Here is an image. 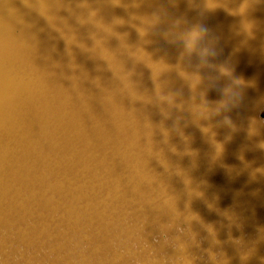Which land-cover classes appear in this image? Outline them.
<instances>
[{
	"label": "water",
	"instance_id": "1",
	"mask_svg": "<svg viewBox=\"0 0 264 264\" xmlns=\"http://www.w3.org/2000/svg\"><path fill=\"white\" fill-rule=\"evenodd\" d=\"M260 34L264 0H0V264H264Z\"/></svg>",
	"mask_w": 264,
	"mask_h": 264
},
{
	"label": "bare ground",
	"instance_id": "2",
	"mask_svg": "<svg viewBox=\"0 0 264 264\" xmlns=\"http://www.w3.org/2000/svg\"><path fill=\"white\" fill-rule=\"evenodd\" d=\"M259 37H261V40L264 42V35L260 34L258 35ZM258 45V44H257ZM256 44L254 46H257ZM229 67H231V69L238 67V65H236L235 63L233 65H229ZM229 71V69H227ZM237 70V69H236ZM236 70H233L231 74H233V77H235L234 79H237L238 85L240 87H242L243 89L246 88V86L248 85V82L246 81V79L244 80L243 77H241V80L239 81L238 78H240L241 75H238V73L236 72ZM263 72H252L250 73V77H253L254 74L258 75V76H264V70H262ZM245 72L242 71V74H244ZM230 74V75H231ZM245 78V77H244ZM251 79V78H250ZM238 85L235 84L233 86L230 87V93L231 95H237L236 91L238 89ZM237 99H235L236 101ZM234 101V102H235ZM256 105L258 104V99H256L255 101ZM256 105L252 106L251 108H248L246 110V112H244L243 114H241L243 117H247L249 116L256 108Z\"/></svg>",
	"mask_w": 264,
	"mask_h": 264
},
{
	"label": "clouds",
	"instance_id": "3",
	"mask_svg": "<svg viewBox=\"0 0 264 264\" xmlns=\"http://www.w3.org/2000/svg\"><path fill=\"white\" fill-rule=\"evenodd\" d=\"M141 34L143 35V32H141ZM204 35V31L202 29H194L191 33H190V39H189V42L187 44V47L189 49H192L193 47V43L195 42V40L198 38V37H203ZM221 72H223L224 74H228V70L226 68H221ZM197 79H199L197 77Z\"/></svg>",
	"mask_w": 264,
	"mask_h": 264
}]
</instances>
